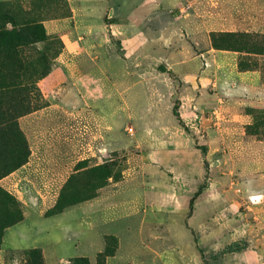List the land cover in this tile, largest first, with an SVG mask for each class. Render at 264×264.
Instances as JSON below:
<instances>
[{
    "label": "rangeland",
    "instance_id": "rangeland-1",
    "mask_svg": "<svg viewBox=\"0 0 264 264\" xmlns=\"http://www.w3.org/2000/svg\"><path fill=\"white\" fill-rule=\"evenodd\" d=\"M169 1L88 35L70 0H0V29L37 37L18 59L0 54L6 264H45L40 249L9 250L18 231L47 242L41 228L90 264L108 245L121 246L111 264H264V92L239 83L219 54L235 53L238 70L263 82L264 55L212 43L264 36V0ZM140 14L156 19L153 30Z\"/></svg>",
    "mask_w": 264,
    "mask_h": 264
},
{
    "label": "crops",
    "instance_id": "crops-1",
    "mask_svg": "<svg viewBox=\"0 0 264 264\" xmlns=\"http://www.w3.org/2000/svg\"><path fill=\"white\" fill-rule=\"evenodd\" d=\"M70 1H72V10H73L72 19L73 18L77 19L78 14H80L81 16H86L84 20L80 22L83 23V25L82 26L76 25V27L84 28L85 32H87L88 35L91 33L90 30H97V29H100L101 31H105L107 32V35H109L108 33L110 31V28H112L113 30L114 28H120L121 26H123L122 24L123 21L125 20L130 21L131 17L133 16L136 17L137 12L140 11V6L145 9L144 12L150 13L155 10L153 6V0H70ZM167 4H170L169 0ZM143 14H140V26L142 25L143 29L151 30L152 28L153 30L154 21L156 19H154V17H152V15L150 14H146V15ZM100 16H103V22L100 23H98V21L95 22L94 21L95 18L100 19L101 18ZM112 33L116 37L120 36L119 34L117 35L115 31H112ZM141 33L146 34L144 31H142ZM146 36L148 37V34H146ZM152 39L149 41H152ZM219 57L226 64L228 63L231 64L233 76L236 78V80L239 83L243 85L253 84L258 89V91L260 90L264 92V82L261 79L260 72L239 71L237 68V58L235 57V53L234 54L232 53V55L219 54ZM105 82L107 83V81ZM42 196L44 197L45 195ZM129 213L126 212L125 214L121 213L119 215V218H121L120 220H122L123 218L124 220L128 218L127 216H129ZM21 226L22 225H18L15 228H19L20 230ZM40 230H42L43 232L42 236H46V238H48L47 242L44 241L45 240L44 238H42V240H39L40 238L36 239L35 238L36 233H33L32 235H28L29 233L27 232L29 231H25L26 233H24V235H20V233L22 232L18 231L17 229V231L19 232L18 235L19 237L16 241L13 242L9 250L23 251L29 249H40L42 250L44 257L46 259L45 264H71L70 260L68 261V259H72L73 257L66 256L67 254L62 253V250H64V246L57 243L56 242L57 240L53 242L54 235L52 234V231L50 229L46 230L42 228ZM120 243H121V238H120ZM49 247L52 248L55 255L52 256L51 258L48 257L47 255V251ZM102 250H103V245H101V247L99 248V252ZM5 251L6 250H5V239H4V245L0 250V264H6L3 254ZM120 252H121V246L118 252L116 253V255L107 258L106 264H111V262L119 256ZM80 257H86V256H80ZM11 264H17V263L12 262Z\"/></svg>",
    "mask_w": 264,
    "mask_h": 264
},
{
    "label": "trees",
    "instance_id": "trees-1",
    "mask_svg": "<svg viewBox=\"0 0 264 264\" xmlns=\"http://www.w3.org/2000/svg\"><path fill=\"white\" fill-rule=\"evenodd\" d=\"M32 38L33 40L37 41V37H35V34H33L32 32V28L29 27H20V28H14L11 31L9 30H5V29H0V54L5 53V56H9V55H14L15 57H17V59L19 58V53H18V48H20L22 45H26V42H30L31 40H27L29 38ZM232 39H236L237 42H239L243 48L241 47H235L231 44V40ZM27 40V41H26ZM40 40V39H38ZM242 40L247 41V44H243ZM212 43L213 46L216 49L219 50H230L233 49L235 51H240L243 52L245 50L244 47H246L247 45H249V50L250 51H246L248 53H254V54H261L264 55V36H260V35H253L250 36L248 34H220V36L218 37V35H213L212 36ZM231 45H229V44ZM228 44V45H227ZM35 110L34 107H31L30 110ZM173 113L175 115V117L177 118V120L179 121L180 125L186 130L188 131V128L185 126V124L183 123L180 113H179V105L176 104L173 108ZM13 154H16V156L19 155V153H21V150L18 149V147H13ZM12 154V155H13ZM30 157V153L27 154V156L24 158H22L21 160H19L18 162H16L15 164H13V167H11V171H7L8 173L21 168L22 166H24L27 162H28V158ZM7 175V173H6ZM5 176V175H3ZM200 192V191H199ZM199 192L197 193V195H195V197L191 200V206H193L194 200L195 198H197V196H199ZM60 201V200H59ZM68 204H64L62 205H57L56 206V210L58 212H61L63 209H65L66 207H68ZM57 212V213H58ZM2 239H3V233L2 235H0V244H2ZM109 240V238H107ZM116 250L112 249L109 245L106 249L105 252L100 253L97 257V263L98 264H106L107 258L114 256ZM226 252H234L233 248L230 247L226 250ZM40 258V257H39ZM40 263V260H38ZM70 262L72 264H90V260L88 258H83V257H79V258H74L71 259Z\"/></svg>",
    "mask_w": 264,
    "mask_h": 264
}]
</instances>
